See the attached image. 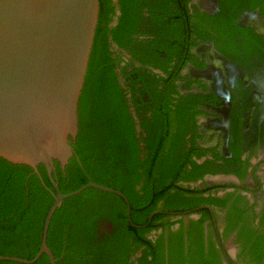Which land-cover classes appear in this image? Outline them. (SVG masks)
Returning a JSON list of instances; mask_svg holds the SVG:
<instances>
[{
    "label": "trees",
    "instance_id": "16d2710c",
    "mask_svg": "<svg viewBox=\"0 0 264 264\" xmlns=\"http://www.w3.org/2000/svg\"><path fill=\"white\" fill-rule=\"evenodd\" d=\"M188 2L119 0L120 16L111 29L107 25L113 8L107 0H99L98 24L79 101L74 157L64 172L54 162L56 182L64 195L90 182L120 191L128 200L130 222L135 226H144L153 212L161 213L155 214L145 227L135 228L126 217L125 202L117 195L89 188L68 198L54 212L46 237L56 264H221L220 249L211 242V235L205 250L203 225L211 219V212L199 209L193 212L200 216L198 219L190 218L184 223L183 214L201 206L213 210L227 207L222 241L236 231L234 243L241 244V253L247 250L244 262L264 264V188L259 198L260 212L256 213L253 209L258 204L251 203L246 195L254 191H238L233 185H208L203 181L207 175L234 174L244 179L248 161L240 158V126L232 120L230 159L202 149L196 143L202 136L195 124V117L201 113L197 108L201 100L194 96L190 103L179 94L173 99L176 87L160 83V76L155 74L148 81L146 71L142 79L148 98L146 104L139 101L145 111L136 113L140 130L137 134L118 83L115 70L120 59L112 58L111 43L120 48H130L132 43L140 45L137 56H143L145 51L151 54L147 47L159 45L180 62L171 77L187 61L195 44L190 41L192 35L204 42L213 39L218 51H223L224 44L234 51L233 44H237L238 54L242 48L252 55L264 53L263 37L236 23L242 12L256 9L264 19V0H218L217 14L203 15V24L193 19L195 14L189 12ZM144 3L156 21L157 38L135 42L132 36L142 17L138 7ZM176 33L179 37L175 38ZM225 55L236 63L231 54ZM126 67H120L124 75ZM239 94L247 101L245 89H240ZM232 118L239 119L235 113ZM207 152L211 159L198 164L196 160ZM37 169L39 177L27 166L0 159V256L31 260L39 250L44 219L53 204V189L45 168L39 165ZM198 181H203L202 187L189 185ZM230 188L232 191H227ZM100 223L108 224L110 229H103ZM209 227L212 231L213 227ZM33 264H49V260L41 255Z\"/></svg>",
    "mask_w": 264,
    "mask_h": 264
},
{
    "label": "water",
    "instance_id": "95a60500",
    "mask_svg": "<svg viewBox=\"0 0 264 264\" xmlns=\"http://www.w3.org/2000/svg\"><path fill=\"white\" fill-rule=\"evenodd\" d=\"M98 17L99 0H0V159L27 166L38 177L37 167L42 165L53 189V204L45 216L35 257L24 260L0 256V264H33L41 255L47 256L49 264H56L46 245L50 220L64 200L89 188L122 198L126 217L135 228L145 227L161 213L155 211L144 226H135L130 222L128 200L120 191L90 182L64 195L56 182L54 162L64 172L74 157L79 101ZM135 124L138 134L136 120ZM203 181L208 185L236 183L229 176H206ZM203 181L189 185L202 187ZM246 195L252 200L251 194ZM202 208L209 209L201 206L186 212L184 221L196 218L193 212Z\"/></svg>",
    "mask_w": 264,
    "mask_h": 264
},
{
    "label": "flooded vegetation",
    "instance_id": "af4514ba",
    "mask_svg": "<svg viewBox=\"0 0 264 264\" xmlns=\"http://www.w3.org/2000/svg\"><path fill=\"white\" fill-rule=\"evenodd\" d=\"M211 1L190 0L188 2L189 12L192 15L195 14L193 16L194 20L203 24L201 20L203 15L213 17L217 14L218 0ZM107 3L113 8L111 19L107 25L108 28L112 29L117 25L121 9L119 0H107ZM138 12L142 17L136 25V34L132 36L133 41L156 39L157 24L149 13V7H146L144 3L143 7H138ZM241 14L236 23L240 27L253 29L255 33L261 35L264 39V19L259 11L256 9ZM251 15H254V17H251ZM173 22L172 20V27L175 26ZM205 27H207L206 23ZM176 37H179L177 33L175 34ZM190 41H194L195 44L190 48L187 61L175 77H171V75L178 68L180 62H178L176 55L168 56L159 45H157V48L147 47L152 51L151 54H147L145 51L144 55L142 54L143 56H137L138 51L141 49L140 45L136 46L132 43L130 48H120L111 43L109 50L113 53L112 58L120 59L115 71L119 75L118 83L124 93L126 105L129 107L134 122L136 120L139 125L136 113L138 111L144 113L143 111H145L139 101L146 104L148 98L145 95L147 87L144 88L146 83L142 79L147 71L149 74L148 81L151 82L149 76L152 77V74H155L160 76V83H165L167 86L172 84L176 87L177 92L171 96L173 99L179 94L182 99L185 97L189 102L191 101L190 103L194 100V96L195 100H201L199 105L197 104V108L201 113L195 117V124L198 135L202 136L201 139H196V143L202 149L213 150L221 157L230 159L232 155L228 150L229 131L232 120L235 124H238L240 126V158L242 161H248L244 167L246 170L244 179L240 180L234 174L216 176L234 177L236 183L228 185L236 186L239 188L238 191L242 188L254 191L251 194L252 200L250 202L258 204L253 210L259 213V198L261 190L264 188V53L262 55H258V53L252 55L247 52V49L242 48V53L238 54L237 49L239 47L237 44H233L236 47L234 51H231L227 44L223 45V51H218L215 49L213 39L204 42L195 35L190 37ZM222 52L235 57L237 59L236 63ZM125 66H127L126 75L120 71V67ZM242 88L248 93L247 101H244L239 94V90ZM135 101L137 104H135ZM232 113H235L239 119L232 118ZM203 158V162H205L211 159V154L207 152ZM229 190L232 191L231 188L227 189V191ZM220 193L223 194L219 191L218 194ZM208 210L211 212V219L203 225L205 250L209 235H211V242L216 248L220 249L221 264H250L244 262L247 250L241 253V244L234 243L236 231H232L226 241L221 239L225 227L224 220L227 207L222 210H213L209 207ZM196 216V218L188 217L184 223L186 224L190 218L198 219L200 217L199 215ZM210 225L213 227L212 231H210ZM100 226L105 230L110 229V226L106 223H100ZM175 227L177 228L178 225ZM166 238L165 233V242ZM186 241L185 238V243H187ZM133 258H131V261Z\"/></svg>",
    "mask_w": 264,
    "mask_h": 264
}]
</instances>
